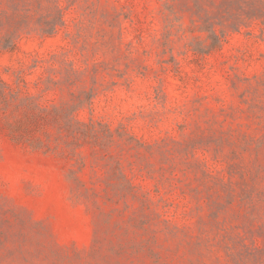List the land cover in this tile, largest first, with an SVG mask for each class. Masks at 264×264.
Listing matches in <instances>:
<instances>
[{"label": "rangeland", "instance_id": "374dc122", "mask_svg": "<svg viewBox=\"0 0 264 264\" xmlns=\"http://www.w3.org/2000/svg\"><path fill=\"white\" fill-rule=\"evenodd\" d=\"M0 264H264V0H0Z\"/></svg>", "mask_w": 264, "mask_h": 264}, {"label": "trees", "instance_id": "16d2710c", "mask_svg": "<svg viewBox=\"0 0 264 264\" xmlns=\"http://www.w3.org/2000/svg\"><path fill=\"white\" fill-rule=\"evenodd\" d=\"M215 34V33H214Z\"/></svg>", "mask_w": 264, "mask_h": 264}]
</instances>
